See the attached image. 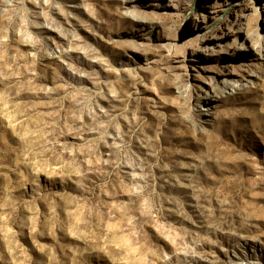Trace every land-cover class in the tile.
I'll list each match as a JSON object with an SVG mask.
<instances>
[{"label": "rangeland", "instance_id": "374dc122", "mask_svg": "<svg viewBox=\"0 0 264 264\" xmlns=\"http://www.w3.org/2000/svg\"><path fill=\"white\" fill-rule=\"evenodd\" d=\"M0 264H264V0H0Z\"/></svg>", "mask_w": 264, "mask_h": 264}, {"label": "bare ground", "instance_id": "6f19581e", "mask_svg": "<svg viewBox=\"0 0 264 264\" xmlns=\"http://www.w3.org/2000/svg\"><path fill=\"white\" fill-rule=\"evenodd\" d=\"M57 49H58V48H57ZM54 52L56 53V51H54ZM58 52H59V57H61V53H63V52H62V49H60Z\"/></svg>", "mask_w": 264, "mask_h": 264}]
</instances>
